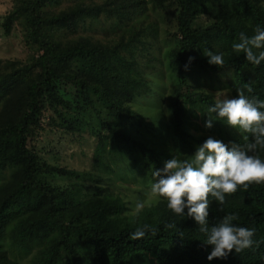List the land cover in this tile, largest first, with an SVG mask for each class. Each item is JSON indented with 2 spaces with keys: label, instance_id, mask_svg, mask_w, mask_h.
I'll return each instance as SVG.
<instances>
[{
  "label": "trees",
  "instance_id": "trees-1",
  "mask_svg": "<svg viewBox=\"0 0 264 264\" xmlns=\"http://www.w3.org/2000/svg\"><path fill=\"white\" fill-rule=\"evenodd\" d=\"M13 2L3 26L9 34L20 25L30 53L0 60V264H264V184L209 204V226L236 213L235 224L255 230L251 248L212 261L191 218L173 215L156 196L133 212L112 191L117 184H105L116 176L151 188L152 171L171 156L189 159L208 138L190 129L191 116H214L207 108L216 94L195 84L202 73L217 80L227 73L231 98L264 100V62L253 66L231 47L241 32L264 27V0ZM205 49L222 53L224 64L209 65ZM165 63L173 89L149 117L138 100L154 97L150 76ZM45 123L62 137L93 139L94 169L45 159L38 147ZM209 130L223 142H247L248 134L219 121ZM258 155L264 159V149ZM145 224L155 234L131 240Z\"/></svg>",
  "mask_w": 264,
  "mask_h": 264
},
{
  "label": "clouds",
  "instance_id": "clouds-1",
  "mask_svg": "<svg viewBox=\"0 0 264 264\" xmlns=\"http://www.w3.org/2000/svg\"><path fill=\"white\" fill-rule=\"evenodd\" d=\"M235 53H243L253 66L264 62V27L257 25L253 35L239 34V42L232 44ZM203 57L209 65L217 68L224 64L223 54L205 49ZM189 57L185 70L192 63ZM251 92V88H248ZM208 116L204 127L211 129L219 121L229 128L243 132L247 141L244 144L224 143L211 136L196 147L189 159L171 156L162 169L152 171L154 182L150 191L158 199L166 201V207L178 217H189L203 234V243L210 246L206 259H227L230 253H240L254 245L255 230L238 226L236 213L224 214L218 222L209 226V204L215 201L218 206L225 203L227 195L238 188L247 190L250 184H264V159L258 155L264 149V100L249 98L243 92L236 97L222 98L217 95L208 106ZM143 207L137 203V212ZM155 234L149 225H140L130 233L131 240H140L146 233Z\"/></svg>",
  "mask_w": 264,
  "mask_h": 264
},
{
  "label": "rangeland",
  "instance_id": "rangeland-1",
  "mask_svg": "<svg viewBox=\"0 0 264 264\" xmlns=\"http://www.w3.org/2000/svg\"><path fill=\"white\" fill-rule=\"evenodd\" d=\"M14 7L13 0H0V60H12V59H26L30 53L23 35V29L20 25L15 24L12 31L8 34L4 29V19L9 11ZM162 22V21H161ZM163 27V25L161 24ZM162 39L163 51L167 49L168 43ZM165 42V43H164ZM163 70L160 75L150 76L152 79V89L155 92L153 98L150 99H139L138 104L146 105L150 109V113L147 114L149 117H154L157 114L154 113L155 104L157 105L159 97H166L170 94L173 89V82L170 79L172 76L171 70L166 66V63L162 66ZM164 71V72H163ZM224 73V72H223ZM222 73L220 80L216 79L214 76L206 73L200 75L199 80H196L195 84L205 87L209 91H214V93L219 95L221 98L227 96L231 98L230 90L226 85L227 79L226 74ZM224 86L225 88H223ZM165 103L163 104V106ZM191 132L195 137H214L220 139L221 136L217 133L211 132L209 129L204 127L205 121L203 117L198 114V117L191 116ZM46 122L48 120L46 119ZM196 124L195 126H192ZM232 130V133H238L237 131ZM88 136L87 134H85ZM224 142H229L230 140L227 137H222ZM39 150L42 152L43 157L47 159L50 163L60 165L62 167H68L70 169H75L78 171H88L93 170V153L95 143L93 139L87 137L84 140L81 137H78L75 140H71L68 136H61V134L54 128H51L47 123L44 124V131L40 136V141L38 144ZM114 181L108 182L105 178V184L110 186L113 183L117 184V189L112 191L115 194H120L123 198L131 203L132 211L136 212L135 205L137 203H142L143 207L147 204L153 203L155 201V196L151 193L150 188L138 187L137 184H133L130 180H120L116 176H113ZM59 183L61 185L66 184L65 180L60 179ZM89 186H93L92 183H88ZM136 190L141 191V195L134 194ZM141 196V198L139 197ZM26 261H22V264H26Z\"/></svg>",
  "mask_w": 264,
  "mask_h": 264
}]
</instances>
